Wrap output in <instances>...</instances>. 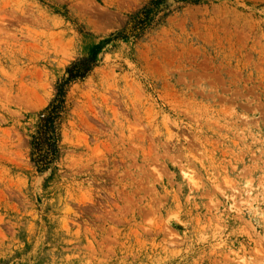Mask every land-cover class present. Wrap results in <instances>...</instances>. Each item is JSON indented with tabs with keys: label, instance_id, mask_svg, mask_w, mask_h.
Returning <instances> with one entry per match:
<instances>
[{
	"label": "rangeland",
	"instance_id": "1",
	"mask_svg": "<svg viewBox=\"0 0 264 264\" xmlns=\"http://www.w3.org/2000/svg\"><path fill=\"white\" fill-rule=\"evenodd\" d=\"M150 1L0 0V264H264V0Z\"/></svg>",
	"mask_w": 264,
	"mask_h": 264
},
{
	"label": "trees",
	"instance_id": "2",
	"mask_svg": "<svg viewBox=\"0 0 264 264\" xmlns=\"http://www.w3.org/2000/svg\"><path fill=\"white\" fill-rule=\"evenodd\" d=\"M167 0H152L148 6H145L139 13L135 15L137 25L145 28L152 21L151 14L161 4ZM186 4H195L198 0H175ZM89 63L93 61L83 59L79 60L66 69V76L59 80L56 84L55 97L49 104L48 108L40 117L36 135L31 143L32 161L39 171L46 170L50 164L57 158L59 149L58 126L61 114L64 110L65 97L67 88L76 80L82 79L91 68Z\"/></svg>",
	"mask_w": 264,
	"mask_h": 264
}]
</instances>
